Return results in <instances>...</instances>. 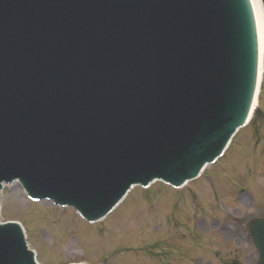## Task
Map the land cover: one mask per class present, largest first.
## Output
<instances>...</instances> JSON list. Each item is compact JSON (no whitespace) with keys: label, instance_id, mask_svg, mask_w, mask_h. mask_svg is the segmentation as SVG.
Returning <instances> with one entry per match:
<instances>
[{"label":"water","instance_id":"water-1","mask_svg":"<svg viewBox=\"0 0 264 264\" xmlns=\"http://www.w3.org/2000/svg\"><path fill=\"white\" fill-rule=\"evenodd\" d=\"M260 64L251 0H0V190L93 221L178 186L249 119ZM245 229L264 264V217ZM0 264H37L17 222Z\"/></svg>","mask_w":264,"mask_h":264},{"label":"rangeland","instance_id":"rangeland-1","mask_svg":"<svg viewBox=\"0 0 264 264\" xmlns=\"http://www.w3.org/2000/svg\"><path fill=\"white\" fill-rule=\"evenodd\" d=\"M262 67L261 117L181 189L134 187L113 214L89 224L10 184L0 192V219L22 224L42 264H255L244 222L264 217V55Z\"/></svg>","mask_w":264,"mask_h":264},{"label":"bare ground","instance_id":"bare-ground-1","mask_svg":"<svg viewBox=\"0 0 264 264\" xmlns=\"http://www.w3.org/2000/svg\"><path fill=\"white\" fill-rule=\"evenodd\" d=\"M251 2H252V4H253V7H254V10H255V15H256V19H257V28H258V36H259V45H260V52H261V57H262V54H263V52H264V50H262V48H263V46H264V10H263V7H262V2H261V0H251ZM262 61V60H261ZM260 71H261V64H260ZM261 77H262V75H261ZM240 132V131H239ZM238 132V133H239ZM237 133V134H238ZM237 134L235 135V137L237 136ZM234 137V138H235ZM233 138V139H234ZM232 139V140H233ZM231 147V146H230ZM230 147H229V149H230ZM228 149V150H229ZM228 150H227V152H228ZM226 152V153H227ZM226 153H225V155H226ZM224 155V156H225ZM220 160V159H219ZM218 160V161H219ZM217 161V162H218ZM216 162V163H217ZM13 186H18V183L17 182H14L13 183ZM19 187V186H18ZM44 202H46V201H44ZM118 209V208H117ZM116 209V210H117ZM115 210V211H116ZM115 211H113L112 212V214L115 212Z\"/></svg>","mask_w":264,"mask_h":264},{"label":"trees","instance_id":"trees-1","mask_svg":"<svg viewBox=\"0 0 264 264\" xmlns=\"http://www.w3.org/2000/svg\"><path fill=\"white\" fill-rule=\"evenodd\" d=\"M261 117V111L259 109V107L256 109L255 113H254V117H253V120L256 119V118H260ZM233 264H237L236 261H234Z\"/></svg>","mask_w":264,"mask_h":264}]
</instances>
